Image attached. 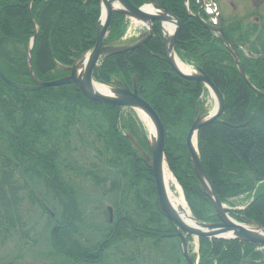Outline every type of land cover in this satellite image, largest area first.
<instances>
[{
    "label": "trees",
    "instance_id": "trees-1",
    "mask_svg": "<svg viewBox=\"0 0 264 264\" xmlns=\"http://www.w3.org/2000/svg\"><path fill=\"white\" fill-rule=\"evenodd\" d=\"M28 1L21 3L18 9L9 10L10 23H6V10H2L6 13L2 12L0 17V69L9 79L20 84L31 82L26 67V51L34 33L29 19ZM129 1L140 7L146 0ZM163 2L182 24L177 43L179 53L183 48L182 41L189 40L186 35H199L200 27L195 24L186 26L183 22L182 16H185V13L182 0ZM192 2L198 7L195 0ZM35 5L40 7L35 8ZM35 5L32 6L31 14L38 25V35L33 48L32 64L39 80L50 81L54 80L53 71L57 70L51 68L60 62L71 64L94 47L96 24L101 12L100 0H37ZM125 20L119 14L112 16L106 43L115 44L120 41L127 26ZM192 42L189 50L198 54L200 49L196 42ZM203 42L205 46L212 45L211 41ZM240 51L239 59L247 77L257 89L264 91V57ZM202 61L206 75L214 84H226L220 87V91L223 94L227 91L228 94H224L226 109L222 119L202 129L198 134L199 155L222 203L234 207L242 203H236L230 197L239 200V196L244 192L241 190L244 185L237 186L232 181L240 179L245 183L249 172L264 176V99L248 89L227 52L217 50L216 54H203ZM134 76L138 81L140 96L156 111L165 128L166 161L183 189L192 214L202 222H213L215 216L212 206L199 187L184 144L186 128H189L197 115V108L200 110L203 107L202 85L182 80L172 72L168 63L161 57L159 35H155L149 43L134 51L104 58L93 72L96 82L110 85L115 82L114 79H118L124 87L133 84ZM27 93L33 94L28 98ZM39 94L46 100H55L59 113L65 114L79 113L76 110L77 104L72 102L86 101L75 86L47 89L41 93L27 92L15 90L0 80V111L3 114H18L22 105L27 104L28 108L23 111L35 114V99ZM11 95H15L11 102L19 104V107L11 105L9 110H6L1 104ZM113 108L107 106L105 114L118 115L124 124L122 129H128L131 133L135 130L147 145L146 135L143 129L135 125L133 117L125 118L123 109L116 108L117 111L113 112ZM48 110H52L50 106ZM114 120L116 122V119ZM242 124L246 125L240 127ZM123 136L119 138L120 146L123 149L122 157L129 159L128 169L137 172L138 178H145L148 170L144 165L138 164L139 158H128L129 154L126 152L131 150V146ZM128 169L125 171H129ZM125 171L122 169L123 178L127 174ZM5 188L6 186H1L0 193H6ZM8 188L11 194H15L19 192L20 186L8 185ZM26 190H29L28 186ZM260 202L264 212V199ZM66 208L70 209L69 205ZM141 208L145 209L147 206ZM156 208L153 203V209ZM234 219L247 223L238 218ZM200 243V264H239L244 259L254 261L264 258L262 254L254 253L249 245L234 241L200 239Z\"/></svg>",
    "mask_w": 264,
    "mask_h": 264
},
{
    "label": "flooded vegetation",
    "instance_id": "flooded-vegetation-1",
    "mask_svg": "<svg viewBox=\"0 0 264 264\" xmlns=\"http://www.w3.org/2000/svg\"><path fill=\"white\" fill-rule=\"evenodd\" d=\"M12 1L16 3L13 4ZM25 1L0 0V17L2 10H6L7 13L4 11L3 14L6 13V23H10L9 10L18 9V6ZM31 1H28V5ZM36 1H32L31 9L36 4ZM192 1L188 0V10L186 7L183 8L185 16H182V18L186 26H193L194 24L199 26L200 34L186 35L189 40L182 41L181 47L183 48L178 53L177 43L182 31V24L176 15L172 13L180 24V32L176 40L174 54L188 68L191 67L194 71L202 70L205 72L202 61L203 54H216L217 50L227 51L219 42L218 37L194 18L198 14L203 19V8L195 7ZM182 4L184 6V0H182ZM39 7L40 5H35V8ZM126 23L128 25L125 20V25ZM259 25H262L259 17L253 16L250 18L249 26L255 27L257 31ZM164 29V26L162 27L159 22H153L152 36L147 43L155 35H159L161 57L168 63L163 52ZM127 31L126 26L124 35H126ZM191 40L198 45V49H200L198 54L190 52L189 48L193 43ZM203 41H211L212 45L205 46ZM72 65L73 62L71 64L60 62L55 65L51 68L57 69L53 71V78L58 79L69 75V72H65V69H70ZM114 81L110 84L113 87L120 88L125 86L118 79H114ZM135 81L139 94L140 88L138 87L136 76H134L133 84L127 86V88L133 91ZM225 85L214 84L220 92L224 103L220 120L226 109L224 94H228L227 91L223 94L220 91V87L222 88ZM259 87L261 88V85ZM202 88L204 89L203 97L205 100L209 99L208 90L203 85ZM72 103L77 104V111L83 108L86 111L97 113V116L89 114V119H87L86 116L79 115V113H62L63 115L56 117L53 112L48 115L49 106L54 111L59 109L55 100H46L41 94L35 99V114L25 113L23 110L28 107L27 104H23L18 119H14L11 114L0 115L2 120L0 123V155H2L0 157L2 170L0 184L6 186V193H0V233L3 238L11 235L18 238V244L21 247L18 248L19 254L16 259L20 261L25 259L26 244L33 246L36 243L28 233L38 227L39 224L41 225L43 219L46 218L47 228L51 230H49L48 239L50 246L53 248V253L70 258L74 261V264H200V239L202 238H195L192 235L185 234L177 227L169 224L159 207L153 209L152 199L155 191L152 181L144 179L147 188L140 195V191L137 188H134L131 184H125L122 179L118 180L117 183L107 179V173L112 176L118 174L117 168L120 167V163L122 164L123 149L120 146L121 141L119 138H122L121 134L124 124L121 118L118 115L105 114V108L107 107L105 105L88 100L85 102L82 100L79 102L74 101ZM116 108L118 107H114L112 111H117ZM202 111L203 108L200 110L197 108L196 116ZM114 119H116V122ZM80 121H83V126L87 125V130H79V127H81ZM134 121L136 122V120ZM135 125L141 128L140 124L135 123ZM124 131L125 135L123 137L131 133L128 129H124ZM130 135L139 144L143 152L150 156L149 145H146L145 141L138 137L137 132L133 130ZM87 137L90 139L95 137L90 145L79 143L77 148L72 149V151L76 150L75 154L67 155V151H64L74 140ZM96 140L102 142V144L100 143L101 147L97 146ZM126 153L129 154L128 157L130 159L138 160L139 158L140 162L142 161L140 154L132 146L131 150H127ZM76 156L77 158H75ZM72 160H75L76 163L74 161L72 163ZM134 174L138 175L137 172H134ZM247 174L249 177L245 183L240 179L232 181L237 186L244 185L241 189L244 192L239 196V200L230 197V199H233L232 201L242 204L234 207L230 204H223L228 209L227 213L230 216L238 218L242 222L253 221L264 227L263 205L260 202L261 199H264V176L253 175L251 172ZM65 175L67 178L64 177ZM79 181L81 183L88 182L89 184L103 186L109 184V188L113 191H116L120 186L116 197L114 193H104L103 195L105 197L108 195L109 198L115 197L114 208L111 207L109 209L108 207L110 206L108 205L100 210L99 207L101 205H99L93 206L91 211L80 209L78 194L75 190V185H78ZM40 182H42L43 186H48L53 193L55 191L56 200L54 199V201L58 203V209L54 207V210H49V207L38 193H36L35 197L30 195L31 199L36 202L38 209L35 212L34 224H27L25 212L23 213V210H20L21 212L18 211L15 204L18 193L11 194L8 185L20 186V192L21 190L26 191L27 186H34L32 184ZM115 185L118 186L115 187ZM139 195L142 199V206H147V208L143 209L139 206ZM68 205L70 209L66 208ZM214 219L213 222H218L216 218ZM28 239L29 241H27ZM183 239L186 242L185 253L182 245ZM243 245H249V247L253 248L254 253L264 256V248L251 244ZM241 263L264 264V258L254 261L244 259L239 264Z\"/></svg>",
    "mask_w": 264,
    "mask_h": 264
},
{
    "label": "water",
    "instance_id": "water-1",
    "mask_svg": "<svg viewBox=\"0 0 264 264\" xmlns=\"http://www.w3.org/2000/svg\"><path fill=\"white\" fill-rule=\"evenodd\" d=\"M100 1L101 18L98 21L96 27V44L91 51L80 56L76 60V62L73 64V67L69 69V77L49 83H43L36 79L32 68V49L34 48L35 44L37 27L34 22H32L35 36L32 38L27 52V66L29 75L35 85L24 86L13 83L4 76L1 70L0 78L6 84L15 89H23L27 91H38L50 87L74 84L78 87L82 95L90 101H94L104 105L126 107L136 112L145 114L152 122L154 130V134H149L151 157H148L140 149L135 141L132 140V144L140 152L146 166L150 169L153 175L157 192V203L168 222L172 226L177 227L179 230L183 231L185 234L192 235L197 238L233 240L256 246H264V228L254 223L250 225L239 224L231 219L226 214L224 206L215 193L210 179L202 168L198 151L194 146V141L196 143L197 134L200 129L208 126L220 117L224 109V103L220 92L202 70H198V74L195 75L184 74L178 70L175 64L176 57L174 55V48L178 34L180 32L179 21L166 8L162 0H146L144 6L140 8H136L128 0ZM185 2H187V0H185ZM113 13L121 14L134 22L146 24L148 32L145 35H142L132 44L120 42L115 44L104 43V38L107 34L108 26ZM194 18L199 21L207 30H209L213 34L218 35L220 42L232 54L241 78L250 85L239 63L237 55L232 50V45L224 36L222 30L207 25L199 18L198 15ZM152 22H159L162 27L166 23H171L175 26L174 33L171 36L165 35V33L163 36V52L169 66L171 67L172 71L182 79L188 81H198L202 83L206 88H208L215 102V108L211 113L203 116H198L192 122L191 128L186 136L185 145L190 155V161L194 174L201 183L202 192L210 200L211 204L213 205L215 214L219 219V222L217 223H203L198 221L194 216L191 215L192 224L188 225L180 218L177 211H175L172 207L167 197L166 186L163 180V168L164 165H167L164 156V128L156 112L150 107L149 104H147L143 99L139 97L136 81L134 83L133 91L122 88L107 87L108 94H103L98 92L94 87V85H99L96 84L92 78L93 70L99 64V62L106 57L134 51L146 44L152 36ZM250 87L257 95H259L260 97H264L263 93L254 89L251 85ZM182 245L183 251L185 253L186 242L184 239Z\"/></svg>",
    "mask_w": 264,
    "mask_h": 264
},
{
    "label": "rangeland",
    "instance_id": "rangeland-1",
    "mask_svg": "<svg viewBox=\"0 0 264 264\" xmlns=\"http://www.w3.org/2000/svg\"><path fill=\"white\" fill-rule=\"evenodd\" d=\"M219 6H220V12L222 14L223 19L228 23L230 22L231 24L233 22H237L240 24L239 26H241L242 30L238 32L240 33L241 36H243V38H245L246 36L249 37V35L245 32V27H249V20L250 18H252L253 16L259 17L261 19V24H262V28H261V32L263 35L258 36L257 35V39L255 38V36L250 37V39H256L257 43H264V0H214ZM248 25V26H246ZM141 28V27H140ZM140 29L135 30L134 26L131 30V32L128 33V35L125 38V42L122 43H133L136 37H138L137 35L139 34ZM249 33V32H248ZM252 33V32H251ZM254 35V34H253ZM261 43V44H263ZM264 47V44L262 45ZM191 68V67H190ZM191 73H195V71L191 68ZM7 93V92H6ZM33 93H27L28 98L32 96ZM15 97V95H11V97L7 98L3 104H1L6 110H9V107L11 105L13 106H18L19 104L17 103H13L11 102V100ZM210 97V95H209ZM205 103H207L208 106V110H212L213 109V101L211 98L206 99ZM204 103V106H205ZM21 110V109H20ZM19 110V113L21 114ZM77 110V108H76ZM54 112V115L57 117L58 115H63L62 113H59L58 111H54L52 110H48L47 113H49L48 115H51V113ZM18 114H14V119H18ZM127 113V114H126ZM126 113L124 112V115L127 116V118H131V116H133V114L128 111H126ZM3 113L0 111V115H2ZM6 114V113H5ZM69 114H72L69 112ZM93 114L94 116H97V113L95 114L94 112H90V111H86L83 108L79 109V115L82 116H86L87 119H89L88 115ZM99 116V115H98ZM134 120H136V124H141L139 122V120L137 119L138 116L135 114L134 115ZM133 119V118H132ZM2 122V120L0 119V123ZM4 123V122H3ZM79 124L81 125V127H79V130H87L88 127L87 125L83 126V121H80ZM191 125V124H190ZM189 125V127H190ZM91 127V126H90ZM146 133H147V140L149 139L148 137V131L146 129L145 126H143ZM92 128V127H91ZM190 128H186L185 134L188 133L187 131H189ZM176 134V133H174ZM122 135H125V131L122 132ZM95 139V137H93ZM93 138H82L79 140H74L72 142V144L70 146H68L64 151H67V155L69 154H75V151H72L73 148H77V146H79V143H83L90 145V143L93 140ZM178 138V137H177ZM176 138V139H177ZM179 139V138H178ZM183 140L180 139V141ZM98 141V142H97ZM97 146H100V143L102 144L101 141L96 140ZM71 149V150H69ZM2 155H0L1 157ZM77 158V156L75 157ZM122 158V164L120 163V167H118L117 169L122 170L124 169H128L130 166V162L127 161L129 159H127L126 157H121ZM76 163L75 160H72ZM1 162V161H0ZM129 171H125L127 172L126 176H125V182L128 183L129 185L131 184V186H134V188H137L140 191V195L142 194L143 190L147 188V185H145V181L139 179L138 177H136V175L134 174L133 171H131L130 169H128ZM1 163H0V174H1ZM131 176V177H130ZM65 178H67V176H64ZM107 179L108 180H113L116 183L118 182L117 178H115L114 176H112L111 174L107 175ZM80 182V181H79ZM81 183V182H80ZM79 183V184H80ZM75 185V190L77 192V197H78V202H79V208L86 210V211H91L93 209V206H99L101 205L99 208L100 210H102L103 208H106V206H110L112 208H114V201H115V197L117 196V193L115 194V197H108V195L105 197L104 195V189L103 186H98V185H94V184H89L88 182L85 183H81L80 185ZM34 186L29 187V190H21L20 192H17L15 194H17L18 196L16 197V207L18 208V211L23 210V213L26 215L27 218V224H34V219H35V212H37V204L36 202L33 201V199H31L30 195H36V193H38L42 200L45 201V203L47 204V206L49 207L48 209L50 210H54L55 208L58 209V203L56 201H54V199L56 200L55 197V191L53 193V191L48 187V186H43L42 182L38 183V184H32ZM2 186V184H0V187ZM171 190L177 195L180 196L182 194H180V192H178V190H176V188L171 184ZM109 184L106 185L105 189H108ZM126 191V190H125ZM133 191V190H132ZM130 196V195H129ZM183 198V196H182ZM54 201V202H53ZM186 204V203H185ZM187 206V205H186ZM55 207V208H54ZM21 212V211H20ZM48 223H46V218L43 219V222L41 223V225L39 224L38 227H36L35 229L31 230L28 234L31 236V239H33L36 243L32 246L29 244H26V251H25V259H23V261L21 260H17L16 257L19 254V249L21 247V245L18 244V238L14 237L13 235L3 238V235L0 233V264H74V261L71 260L70 258L67 257H62L61 255H57L55 253H53V248L52 246H50V241L48 239L49 237V230L47 228ZM51 231V230H50ZM51 234V232H50ZM29 241V239L27 240ZM33 241V242H34ZM6 242V244H5ZM20 261V262H19ZM77 264V263H75Z\"/></svg>",
    "mask_w": 264,
    "mask_h": 264
},
{
    "label": "bare ground",
    "instance_id": "bare-ground-1",
    "mask_svg": "<svg viewBox=\"0 0 264 264\" xmlns=\"http://www.w3.org/2000/svg\"><path fill=\"white\" fill-rule=\"evenodd\" d=\"M173 31H174V26L170 23H166L165 29H164L165 34L170 36L172 35ZM175 64L180 72L184 74H190V68L185 66L181 61L175 60ZM94 87L98 92L103 93V94H108L107 88L100 86V85H94ZM138 114H139L141 121L148 128L149 132L151 134H154L153 125H152V122L149 120V118L141 112H138ZM194 146L196 147L195 141H194ZM163 180L166 186L167 197L172 207L174 208L175 211H177V213L179 214L180 218L183 221H185L188 225H191L192 224L191 214H190L188 207L185 204L184 199L182 198V195L177 196L171 190V186H170L171 184H173L174 187H178V186H177V183L173 175L170 173V170L168 169L167 165H164V168H163Z\"/></svg>",
    "mask_w": 264,
    "mask_h": 264
}]
</instances>
